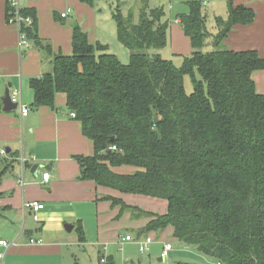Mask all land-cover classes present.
Returning <instances> with one entry per match:
<instances>
[{
	"label": "trees",
	"instance_id": "obj_1",
	"mask_svg": "<svg viewBox=\"0 0 264 264\" xmlns=\"http://www.w3.org/2000/svg\"><path fill=\"white\" fill-rule=\"evenodd\" d=\"M117 3V39L131 52L130 63L123 65L107 46L92 45L74 24L72 55H55L52 71L31 80L34 106L54 108L57 94L66 95L69 112L94 144L93 156L77 158L82 179L167 202L159 215L110 198L133 218L150 219L140 236L171 227L176 240L218 264H264V94L253 80L264 71V59L256 51L220 49L233 27L254 22V11L230 1L213 36L204 0H188L189 13L178 18L193 53L177 67L148 54L169 42L163 8L142 0L135 18L134 10L124 15ZM25 14L33 18L22 30L26 41L51 55L35 14ZM210 43L214 51L205 52ZM186 76L193 80L190 95ZM120 167L136 171H114ZM107 264L116 263L110 258Z\"/></svg>",
	"mask_w": 264,
	"mask_h": 264
},
{
	"label": "crops",
	"instance_id": "obj_2",
	"mask_svg": "<svg viewBox=\"0 0 264 264\" xmlns=\"http://www.w3.org/2000/svg\"><path fill=\"white\" fill-rule=\"evenodd\" d=\"M9 1L0 0V151L7 152L6 157L0 156V174L8 167L0 182V240L10 244L4 264H62L70 254H75L73 252L86 245L85 238L90 226L97 230L100 241L106 244L103 246L106 254L100 255L99 263L102 258H112L116 264H127L129 258L127 259L123 247H130L133 239L126 241L125 238L134 237L138 246L146 237L154 240L153 233L139 235L150 219L133 218L132 213L123 210L122 205H113L110 198L120 200L127 206L128 202L137 197L164 203L166 208L167 202L121 194L82 179L77 158L93 156V142L83 135L81 123L71 116L73 113L67 108L66 95L57 94L54 108H36L31 88L32 79L52 71L55 55H72L74 24L64 27L58 24L59 21L68 20L74 13L73 20L82 24V30L88 34L92 45L107 46V42L97 38V41H92L93 33L85 27L80 16L84 13L94 19L93 14L81 0H39L25 7L35 14L38 36L42 42L52 47V54L40 51L33 43L23 46L18 27L10 21L12 9ZM122 1L123 6L129 3ZM230 1L235 8L253 10L255 20L249 26L233 27L223 41L222 48L235 52L256 51L264 59V0H229L228 7ZM187 2L188 0H165L163 3V8L168 4L176 12L175 15L172 14L176 19L169 27L173 56L186 57L193 53L190 39L185 35L178 18L189 13ZM228 7L225 8V13L212 10L211 18L209 11L203 10L207 28L213 36L218 33L216 19H227ZM69 8L72 9L69 17L62 19L61 14ZM212 18L214 28L210 29L208 22ZM213 50L210 43L205 52ZM108 52H111L109 48ZM253 80L257 92L264 94V71L253 73ZM9 88L10 94L14 90L21 91L23 104L30 108L28 116L22 117L19 108L4 111L2 99ZM22 158L27 160L25 167L22 166ZM35 166L39 168L37 174L32 172ZM114 171L123 173L120 168ZM44 173L50 174L48 182L43 181ZM22 174L26 184L24 187L19 185ZM32 202L44 205V210L39 213V222L33 219L31 210L27 207ZM123 212L126 213L125 217H119L117 213ZM166 212L167 209L159 215ZM65 225L74 228L68 232ZM130 226L135 227L134 231L137 233L127 230L120 243L118 238L122 236L119 230ZM31 240L36 243H31ZM98 244L100 243H96L97 246ZM166 244L169 243H164L163 250ZM2 251L5 249L0 248V252ZM159 260L163 262L164 258ZM130 264L135 263L132 261Z\"/></svg>",
	"mask_w": 264,
	"mask_h": 264
},
{
	"label": "rangeland",
	"instance_id": "obj_3",
	"mask_svg": "<svg viewBox=\"0 0 264 264\" xmlns=\"http://www.w3.org/2000/svg\"><path fill=\"white\" fill-rule=\"evenodd\" d=\"M126 1L129 2L128 5L123 6L122 4L124 1L120 0V6L123 14L127 15L131 10H134L135 18H137V1ZM164 1L165 0H149V5L152 9L163 8ZM204 1L206 2V7L204 6L203 10H205V12L209 11V15L211 18L212 14L210 13L212 10L216 11V13H225V8L228 7L229 0ZM84 4L87 6V8L91 9L94 19H92L90 15L83 13L80 16V20L83 21V24H86L85 27L89 31H92V41H97L96 38L104 39L111 51L109 53L115 55L123 65H128L130 63L131 52L126 49L116 37V25L115 20L113 19V11L118 5L117 0H93L92 6L87 3ZM163 10L165 16L162 18V21L168 22L170 27L171 23H173L176 19V16H173L172 14L174 13L175 15L176 12H173L172 8H170L168 4L164 5ZM74 16L75 15L73 13V15L68 20L62 22L59 21L58 24L60 26L64 25V27H69L72 24H77L78 22L75 23V21L73 20ZM77 25L82 28V24L78 23ZM212 25L213 18L208 22V27L210 29L214 28ZM29 44L31 45V43ZM170 44L171 43L168 42L167 47L163 50H150L148 54L150 56L160 55L163 59L172 61L177 67H181L184 61V57L173 56ZM222 47H224L223 43L221 44L220 49L225 50V48ZM62 53L65 52L62 50ZM185 91L189 95L194 91L193 80L191 76L185 77ZM120 169L121 172H123L122 174H131V172L134 173L135 171V169L131 167H120ZM128 205L129 207L133 206L142 211L154 214H160L162 211H166L167 209L164 203L162 204L161 202L145 199L142 197L133 199L132 201L128 202ZM117 214H119V217L121 216V218L125 217L126 215L125 212H123V214ZM128 218L129 220H131L130 215ZM131 222V224H133L134 226L135 223L132 220ZM135 229V227L131 228V226L120 229L119 232L122 236L118 238L120 243L122 242L121 240L125 238L127 230L136 234L137 231H134ZM152 236L155 242L150 246V251L145 254L140 251L137 242L134 241L136 239L130 236L133 239V242L130 243V247H123L124 253L127 254V259L129 258L127 264H130L132 261L135 264H218L214 258L202 255L195 248L185 246L184 244L176 240L173 236V230L171 227L165 229L163 232H155L152 234ZM85 241L86 245H84L83 248L78 249L76 252H73L75 254H70L62 264H100L99 257L100 255L106 254L105 248L103 247L106 246V244L100 241L97 230L90 226ZM167 242L173 245V250L170 251L168 257L165 258L163 262H161L159 259L162 258L161 253L163 250V245ZM96 243L100 244H98L97 246Z\"/></svg>",
	"mask_w": 264,
	"mask_h": 264
},
{
	"label": "built area",
	"instance_id": "obj_4",
	"mask_svg": "<svg viewBox=\"0 0 264 264\" xmlns=\"http://www.w3.org/2000/svg\"><path fill=\"white\" fill-rule=\"evenodd\" d=\"M39 0H10V6L12 9V17L10 18V21L12 24L16 25L19 29V32L21 34V42L23 46H28V42L26 41L25 34L23 33V27L24 26H32L33 25V18L31 15H26L25 10L26 7L25 5L35 2ZM137 2H141L142 0H136ZM206 2L204 1V5ZM72 12V9H67L66 12L61 14L62 19H66L69 17L70 13ZM11 99L14 103L18 104V108L20 109V113L22 117H26L30 113V108L23 104L22 102V96H21V91L20 90H14L11 94ZM73 118L76 117L75 114H71ZM111 150H116V147L111 148ZM0 156L1 157H6L7 152L5 150L0 151ZM26 159L22 158L21 163L22 166L25 167L26 164ZM50 179V174L49 173H44L43 175V181L48 182ZM19 185L24 187L25 181H24V176L22 174L21 178L19 179ZM27 207L31 210V214L33 219L36 222H39V213L44 210V205L40 204L39 202H32L27 205ZM126 241H131L132 238L130 236H127L125 238ZM154 240L151 237H146L142 241L139 242L140 246V251L145 254L150 251V246L153 244ZM31 243H36L34 240H31ZM10 244L6 241L0 240V248H4L5 251L0 252V264H4L5 262V257L7 250L9 249ZM173 250V245L172 244H166L165 248L162 252V258H167L168 254L170 251ZM101 264H107V259L102 258L100 261Z\"/></svg>",
	"mask_w": 264,
	"mask_h": 264
},
{
	"label": "water",
	"instance_id": "obj_5",
	"mask_svg": "<svg viewBox=\"0 0 264 264\" xmlns=\"http://www.w3.org/2000/svg\"><path fill=\"white\" fill-rule=\"evenodd\" d=\"M2 103H3V106H4V111L5 112H10V111H15L18 109V104L14 103L11 99V96H10V88L6 90V93H5V96L4 98L2 99ZM112 141H114V138H112ZM38 166H35L33 169H32V172L34 174H37V171H38ZM73 226L71 225H65V229L68 231V232H71L73 230Z\"/></svg>",
	"mask_w": 264,
	"mask_h": 264
}]
</instances>
